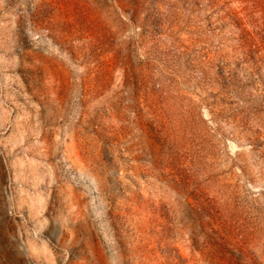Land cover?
I'll return each instance as SVG.
<instances>
[{"label": "rangeland", "instance_id": "obj_1", "mask_svg": "<svg viewBox=\"0 0 264 264\" xmlns=\"http://www.w3.org/2000/svg\"><path fill=\"white\" fill-rule=\"evenodd\" d=\"M0 264H264V0H0Z\"/></svg>", "mask_w": 264, "mask_h": 264}]
</instances>
